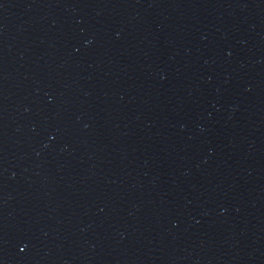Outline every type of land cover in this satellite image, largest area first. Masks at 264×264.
Returning <instances> with one entry per match:
<instances>
[{
  "label": "water",
  "instance_id": "obj_1",
  "mask_svg": "<svg viewBox=\"0 0 264 264\" xmlns=\"http://www.w3.org/2000/svg\"><path fill=\"white\" fill-rule=\"evenodd\" d=\"M0 264H264V0H0Z\"/></svg>",
  "mask_w": 264,
  "mask_h": 264
}]
</instances>
